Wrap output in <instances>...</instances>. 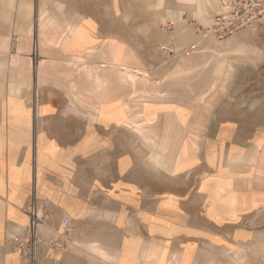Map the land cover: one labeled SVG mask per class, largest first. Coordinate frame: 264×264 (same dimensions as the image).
Returning a JSON list of instances; mask_svg holds the SVG:
<instances>
[{"label":"crops","instance_id":"0c3cea01","mask_svg":"<svg viewBox=\"0 0 264 264\" xmlns=\"http://www.w3.org/2000/svg\"><path fill=\"white\" fill-rule=\"evenodd\" d=\"M230 1L210 0V10ZM181 3L195 6L198 16L206 18L199 0ZM97 28L96 21L84 24L85 38L96 42ZM178 35L194 40L183 30ZM243 37L230 40L227 48L242 47ZM211 41L206 53L198 52ZM218 43L210 38L182 55L189 72L210 71V91L217 92L218 105L210 103L214 110L206 147L181 142L172 148L165 142L177 129L167 131L166 122L182 123L181 103L146 104L134 113L132 85L125 76L168 75L163 68L89 63L99 65L94 71L100 82L95 80L94 98L82 100L84 111L73 122L54 115L56 107L48 102L39 108L40 115H30L23 100V90L33 89L30 58H12L19 74L7 97L0 89L5 103L0 102V264H264L263 69H243L238 85L229 80L215 90L216 80L227 74L226 62L216 59L224 49ZM98 45L82 53L91 55L88 49ZM9 49L10 40L3 37L0 52ZM94 56L102 58L97 52ZM19 60H26L24 71ZM68 69L67 75L74 76ZM107 72L112 76L103 83ZM192 77H173L170 89L182 91ZM131 79L136 86L137 79ZM198 79L205 88L207 76ZM166 106L180 108L174 109L178 116L166 121ZM31 205L46 218L38 228L42 243L33 262L19 249ZM67 227L72 229L68 249L60 253L51 241Z\"/></svg>","mask_w":264,"mask_h":264},{"label":"rangeland","instance_id":"374dc122","mask_svg":"<svg viewBox=\"0 0 264 264\" xmlns=\"http://www.w3.org/2000/svg\"><path fill=\"white\" fill-rule=\"evenodd\" d=\"M199 1L206 18L198 16L195 6L176 3L174 0H0V42L6 36L10 40L9 51L0 52L2 94L8 96L12 79L19 74L18 69H14L11 65L12 58L28 57L31 62L28 76L31 78L33 89L23 90V100L29 107L27 109L30 110V115L37 116L35 115L37 107L41 108L42 104L48 102L56 107L54 115H66L74 122L84 111L80 109L82 100L89 99L90 96L94 98L95 80L97 83L100 82L94 71L99 65L89 63L99 61L105 63L101 65L107 67H110L112 62L132 64L138 70L163 68L168 75L155 74L145 77L132 72L128 74L129 76H125L132 85L134 113H140L139 111L143 110L146 104L154 105L166 100L181 103L182 123L166 122L164 127L167 131L170 129L173 131L175 127L177 129L176 133L172 134L173 138L165 142H168V146L172 148L177 147L181 142L206 147L210 144V111L212 110L210 103L218 105L217 92L210 91V71L206 70L200 74L196 71L189 72L186 67L188 58L182 55L189 56L197 49L200 42L210 39V37H202L200 29L210 26L214 16L221 13L223 7L215 6L210 10V0ZM5 14H8L7 21L4 19ZM174 16L179 18L175 20ZM90 21H96L97 30H100L96 42L85 38L83 25ZM19 24L24 29L22 33L17 30ZM42 25L45 26L44 33L41 31ZM182 30L191 33L194 40L188 42L182 40L178 35ZM237 36H244L243 46L239 49L227 48L228 42ZM95 43H99L98 47L88 49L92 52L91 55L82 53L87 46ZM218 44L224 49L216 54V59L226 62L227 67L224 72L227 74L220 75L216 80L215 90L220 84L230 82L229 80L232 81L231 85H238L235 80L240 82L244 78L240 74L243 69L255 66L262 67L264 83V25ZM21 45L29 51L20 52ZM96 52L99 53L97 57H102L101 59L95 60ZM69 53L73 55L69 56ZM114 55L117 59H114ZM41 57L51 59L46 61ZM87 57L92 58L86 59ZM37 67H39L38 72ZM41 67L43 70L40 78ZM69 67L74 71V76L67 75ZM174 71L177 74L171 75ZM194 75L195 80L192 77ZM202 75L208 78L205 88L198 79ZM111 76L110 72L104 73L102 82L105 83L107 78L110 80ZM179 76H191L192 79L186 82L189 87L175 92L174 89H170L169 81ZM133 77L138 81L136 86L133 85L131 79ZM249 78L253 79L254 76ZM151 80H160V82L155 84ZM35 85L40 86L38 97L33 92ZM102 89L104 96L107 89L104 87ZM210 94H213L211 98L215 100L210 101ZM11 100L15 101L17 98L12 97ZM0 102L2 103V100ZM4 104L2 103L3 106ZM11 108L14 110L17 107L11 106ZM165 108L168 109L166 121L178 116L174 114V109L179 111L180 108L175 106ZM222 109L223 107L220 111ZM229 111L230 109H226V113ZM234 111L237 109L234 108L232 112ZM195 116L197 120L194 119ZM195 133L197 135H194ZM191 135H194L193 140H190ZM181 136L186 139H180ZM32 207L38 213L37 207L31 205L30 209Z\"/></svg>","mask_w":264,"mask_h":264},{"label":"built area","instance_id":"2783aa9c","mask_svg":"<svg viewBox=\"0 0 264 264\" xmlns=\"http://www.w3.org/2000/svg\"><path fill=\"white\" fill-rule=\"evenodd\" d=\"M262 25H264V0H231L223 6V11L214 17L210 26L201 27L200 34L204 38L210 37L221 43ZM29 217L30 223L23 228V236L19 239V249L25 258L33 262L37 246L42 243L38 228L46 218H41L34 207L29 210ZM71 233L72 229L67 227L62 235L51 241L56 251L62 253L68 249Z\"/></svg>","mask_w":264,"mask_h":264},{"label":"bare ground","instance_id":"6f19581e","mask_svg":"<svg viewBox=\"0 0 264 264\" xmlns=\"http://www.w3.org/2000/svg\"><path fill=\"white\" fill-rule=\"evenodd\" d=\"M180 2L182 1V0H179ZM70 13V12H69ZM7 14H5V16H6ZM4 19H5V17H4ZM45 28V26L44 25H42L41 26V31L43 32V29ZM17 30H18V32H23V28L21 27V25L19 24V25H17ZM44 33V32H43ZM237 37H240V36H237ZM237 37H235V38H237ZM234 38V39H235ZM54 39H52V41H53ZM54 42V41H53ZM211 44H213L212 42L210 43V42H207V43H205L204 45H202L199 49H198V52H200V53H206L208 50H207V48L209 47V45H211ZM37 46V45H36ZM38 49V48H37ZM20 50H22V51H25L26 49H24V47L23 46H21L20 47ZM16 58H18V57H16ZM19 62L21 63V65H23V71H24V68L26 69V67H27V64H26V60H19ZM76 62V61H75ZM78 62V61H77ZM43 67H41L40 68V74H39V77L41 78V74H42V69ZM36 73V72H35ZM74 74V73H73ZM134 79H136V78H134ZM26 83V82H25ZM38 85H37V88H34V90H33V92L35 93V96H37L38 97V92H39V90H38ZM34 96V97H35ZM37 101H38V99H37ZM40 112H41V110L39 109V107H37V109H36V114L35 115H40ZM36 117V116H35Z\"/></svg>","mask_w":264,"mask_h":264}]
</instances>
